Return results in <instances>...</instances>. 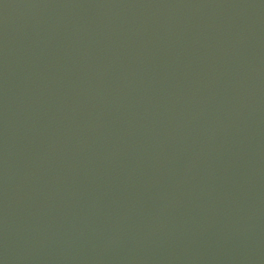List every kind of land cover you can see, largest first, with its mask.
I'll return each mask as SVG.
<instances>
[{
	"label": "water",
	"instance_id": "95a60500",
	"mask_svg": "<svg viewBox=\"0 0 264 264\" xmlns=\"http://www.w3.org/2000/svg\"><path fill=\"white\" fill-rule=\"evenodd\" d=\"M0 264H264V0H79Z\"/></svg>",
	"mask_w": 264,
	"mask_h": 264
}]
</instances>
